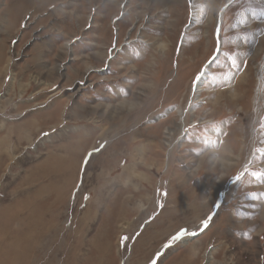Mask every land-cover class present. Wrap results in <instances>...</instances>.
Returning <instances> with one entry per match:
<instances>
[{"label":"rangeland","instance_id":"rangeland-1","mask_svg":"<svg viewBox=\"0 0 264 264\" xmlns=\"http://www.w3.org/2000/svg\"><path fill=\"white\" fill-rule=\"evenodd\" d=\"M0 264H264V0H0Z\"/></svg>","mask_w":264,"mask_h":264},{"label":"bare ground","instance_id":"bare-ground-1","mask_svg":"<svg viewBox=\"0 0 264 264\" xmlns=\"http://www.w3.org/2000/svg\"><path fill=\"white\" fill-rule=\"evenodd\" d=\"M230 3H231V1L225 7H227ZM217 30H219V29L217 28ZM219 44H220V46L218 45V47H217V51L219 53L216 54V56L214 58H212L210 61H208V63L206 64V66L203 67L200 70L199 75H198V78L194 82L193 88L191 90L192 96H196V95L199 96V93L201 91L205 90V87L204 86H205V84L208 81L209 72H210V68L212 66V63L214 62V60H216V58H218V56H219V54L221 52V39L219 40ZM168 132H170V131L168 130Z\"/></svg>","mask_w":264,"mask_h":264},{"label":"snow or ice","instance_id":"snow-or-ice-1","mask_svg":"<svg viewBox=\"0 0 264 264\" xmlns=\"http://www.w3.org/2000/svg\"><path fill=\"white\" fill-rule=\"evenodd\" d=\"M238 179H239V177H238ZM203 223H204V226L206 227L208 221L206 220V221H204ZM187 234H188L187 229H182V230L180 231V233H178L175 237H173V240H177V239H179L182 235H187ZM193 235H195V233H193Z\"/></svg>","mask_w":264,"mask_h":264}]
</instances>
